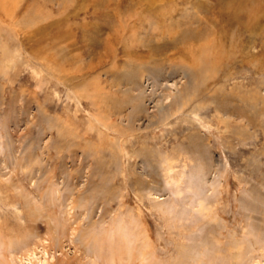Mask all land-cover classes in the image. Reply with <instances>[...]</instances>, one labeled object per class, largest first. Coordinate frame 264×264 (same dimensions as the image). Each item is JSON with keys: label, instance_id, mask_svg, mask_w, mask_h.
I'll use <instances>...</instances> for the list:
<instances>
[{"label": "rangeland", "instance_id": "1", "mask_svg": "<svg viewBox=\"0 0 264 264\" xmlns=\"http://www.w3.org/2000/svg\"><path fill=\"white\" fill-rule=\"evenodd\" d=\"M119 245L264 263V0H0V264Z\"/></svg>", "mask_w": 264, "mask_h": 264}, {"label": "bare ground", "instance_id": "2", "mask_svg": "<svg viewBox=\"0 0 264 264\" xmlns=\"http://www.w3.org/2000/svg\"><path fill=\"white\" fill-rule=\"evenodd\" d=\"M63 235L59 234V235H56V244L59 245L60 244V240L64 237H62ZM62 237V238H61ZM102 240V239H100ZM110 240V239H109ZM73 242V241H72ZM29 249V248H28ZM113 249V248H112ZM44 250V249H43ZM111 250V249H110ZM29 250L26 251V254L27 255H33V251H30L28 253ZM35 255V254H34ZM143 255V254H142ZM123 256H125V253L122 252V245H119L116 249L114 247L113 251H111V261L114 262V264H119V263H122L123 261ZM142 257V256H141ZM44 259V258H43ZM137 260V256L134 254V253H129L128 254V261H127V264H134L135 261ZM56 264H70L69 262L63 260V261H60L58 260L56 262ZM95 264V263H94ZM264 264V263H263Z\"/></svg>", "mask_w": 264, "mask_h": 264}]
</instances>
